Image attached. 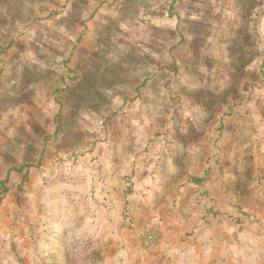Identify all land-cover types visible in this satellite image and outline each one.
Listing matches in <instances>:
<instances>
[{
  "label": "rangeland",
  "instance_id": "1",
  "mask_svg": "<svg viewBox=\"0 0 264 264\" xmlns=\"http://www.w3.org/2000/svg\"><path fill=\"white\" fill-rule=\"evenodd\" d=\"M0 16L16 22V39L0 41L8 66L0 75L20 87L23 112L37 111L38 95L53 97L52 158L39 145V160L14 166L11 184L0 169V264H264L167 256L163 243L191 236L180 229L192 222L182 213L189 199L128 200L129 179L122 193L117 169L91 155L137 135L152 145L164 128L200 118L214 126L217 161L223 119L231 130L239 114L249 133L253 118L264 119V50L255 49L253 22H264V0H0ZM194 189L203 224H221L207 191ZM246 190L255 194L251 182ZM254 199L264 211V186ZM238 204L229 202L237 216L226 223L264 229Z\"/></svg>",
  "mask_w": 264,
  "mask_h": 264
},
{
  "label": "crops",
  "instance_id": "2",
  "mask_svg": "<svg viewBox=\"0 0 264 264\" xmlns=\"http://www.w3.org/2000/svg\"><path fill=\"white\" fill-rule=\"evenodd\" d=\"M253 22L254 25L257 23L254 27L255 49L261 53L264 50V22L261 19ZM15 23V20L0 16V41L16 39ZM7 67L4 62L0 63V73ZM52 98L38 95L33 101L39 107L37 111L25 113L20 87L16 91V83L0 75V169L3 170L2 179L9 184L14 178L12 168L21 167L27 161H38L44 147L45 161L48 154L50 159L52 147L50 149L49 143L52 145V140L48 142L47 138L53 131L48 121L52 123L53 115L48 111L51 110L48 105ZM42 105H45L44 111ZM185 120L181 118V121ZM239 120V114L233 115L231 123L237 126L231 130L227 127L230 125L229 117L222 120L225 128L217 142L220 151L217 161L212 158L215 152L214 126L203 124L200 118L191 119L188 124L181 122L180 129L164 128L163 136L152 145L137 135L135 144L132 136L133 143L129 145L109 143L93 150L91 155L97 166L111 172L117 169V187L122 193L124 187L120 182L129 179L132 195L127 196L128 200L149 202L161 196L162 200L170 202L174 193H179V203L189 199L191 209L186 214L182 213L192 222L182 223L183 229H180L186 232L187 226L192 230L191 236L184 243H163L161 246L167 251V256L175 259H264L262 227L248 223L235 226L225 222L228 217L237 216L229 206L230 201H237L242 210L250 213L251 219L264 220V211L254 199L264 186L261 184L264 181V119L253 118L254 126L249 133L243 130ZM231 134L234 136L232 140ZM244 136L248 138L243 139ZM39 145L44 147L39 149ZM119 161L122 166L117 167ZM247 166L253 167L259 176H263L262 179L248 175ZM249 182L255 194L252 192L248 199L246 189ZM199 187L207 191L221 212V224L210 218L208 224H203V207L194 205V188Z\"/></svg>",
  "mask_w": 264,
  "mask_h": 264
}]
</instances>
